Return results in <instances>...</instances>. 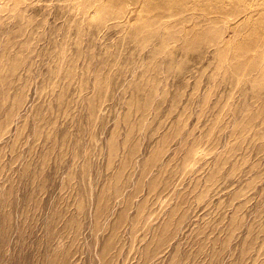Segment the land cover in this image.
Listing matches in <instances>:
<instances>
[{
	"label": "rangeland",
	"instance_id": "rangeland-1",
	"mask_svg": "<svg viewBox=\"0 0 264 264\" xmlns=\"http://www.w3.org/2000/svg\"><path fill=\"white\" fill-rule=\"evenodd\" d=\"M0 264H264V0H0Z\"/></svg>",
	"mask_w": 264,
	"mask_h": 264
}]
</instances>
